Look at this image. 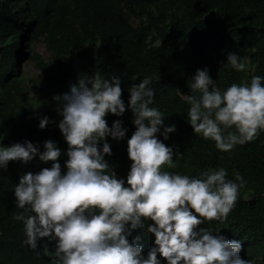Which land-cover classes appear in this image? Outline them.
Masks as SVG:
<instances>
[{
  "label": "trees",
  "instance_id": "trees-1",
  "mask_svg": "<svg viewBox=\"0 0 264 264\" xmlns=\"http://www.w3.org/2000/svg\"><path fill=\"white\" fill-rule=\"evenodd\" d=\"M42 37L52 57L46 62L33 53L45 81L42 99L48 106L41 111L24 88L17 66L23 56L22 40L30 43ZM229 52L245 59V72L223 67ZM204 67L221 89L249 82L252 74L264 76V0H0V146L29 140L43 151V142L51 139L66 151L54 96L85 76L120 75L121 98L127 104L128 88L150 76L155 105L167 116L165 124L176 127L167 140L156 135L182 153L178 167L166 170L198 176L209 167H224L229 178L239 171L246 185L235 208L223 224L210 226L241 241L242 259L264 264V132L230 153L192 132L182 95L189 93L187 82L195 70ZM45 115L50 122L41 129L39 119ZM132 118L128 108L120 117L110 113L105 117L109 127L120 119L128 129L119 141L107 138L112 155L105 158L118 178L126 177L131 164L127 140L135 131ZM66 159L58 158L62 172ZM51 163L34 157L24 163L10 161L7 169H0V264H54L55 242L45 237L31 250L23 244L22 221L13 219L23 211L15 207L13 188L19 177ZM137 236L146 254L154 236L146 226L133 230L128 239Z\"/></svg>",
  "mask_w": 264,
  "mask_h": 264
},
{
  "label": "clouds",
  "instance_id": "clouds-1",
  "mask_svg": "<svg viewBox=\"0 0 264 264\" xmlns=\"http://www.w3.org/2000/svg\"><path fill=\"white\" fill-rule=\"evenodd\" d=\"M223 67L247 70L237 52L227 54ZM152 83L150 76L133 83L126 104L120 75L79 78L53 97L66 151L51 139L43 142V151L29 140L0 146V169L34 157L52 162L20 176L13 188L15 207L23 210L13 216L23 223V244L35 250L39 240L51 238L54 264H162L158 256L166 264H251L239 254L240 240L210 226L227 220L246 180L239 171L229 178L224 167H209L198 176L166 170L178 167L182 153L156 135L167 140L176 127L165 124L167 116L155 105ZM187 86L189 93L182 95L188 104L187 122L220 152L230 153L264 132V76L252 74L249 82L221 89L204 67L195 70ZM126 108L133 113L135 131L127 140L130 168L125 178H118L105 158L112 155L107 138L119 141L128 129L120 119L109 127L105 117H120ZM49 122L42 116L38 127ZM62 155L67 157L63 172L58 160ZM145 226L154 236L146 254L136 242L139 236L128 239Z\"/></svg>",
  "mask_w": 264,
  "mask_h": 264
},
{
  "label": "rangeland",
  "instance_id": "rangeland-1",
  "mask_svg": "<svg viewBox=\"0 0 264 264\" xmlns=\"http://www.w3.org/2000/svg\"><path fill=\"white\" fill-rule=\"evenodd\" d=\"M133 22L137 23L138 19L133 18ZM21 44L20 51L23 56L18 62L17 69L24 79V88L29 91V96L36 103V108L42 111L48 106V103L42 99L45 94V81L37 61L33 58V53L41 55L44 61L50 62L52 52L43 37L30 43L29 40L23 39ZM247 68L249 69L250 66L248 65ZM11 146L12 144H5V147ZM21 162L24 163V161Z\"/></svg>",
  "mask_w": 264,
  "mask_h": 264
}]
</instances>
